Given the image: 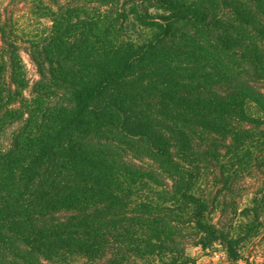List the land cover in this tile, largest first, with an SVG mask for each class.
Returning a JSON list of instances; mask_svg holds the SVG:
<instances>
[{
	"label": "trees",
	"instance_id": "obj_1",
	"mask_svg": "<svg viewBox=\"0 0 264 264\" xmlns=\"http://www.w3.org/2000/svg\"><path fill=\"white\" fill-rule=\"evenodd\" d=\"M55 5L0 9V264H264V0Z\"/></svg>",
	"mask_w": 264,
	"mask_h": 264
},
{
	"label": "rangeland",
	"instance_id": "obj_2",
	"mask_svg": "<svg viewBox=\"0 0 264 264\" xmlns=\"http://www.w3.org/2000/svg\"><path fill=\"white\" fill-rule=\"evenodd\" d=\"M64 0H0V9H13V19L18 24V29L31 38H39L45 35L50 26V18L48 16L49 6L55 7L56 3ZM27 63V70L31 77L36 78L37 72L34 64L30 61L29 56L23 52ZM264 88V86H263ZM8 142V134H5L2 144ZM187 253L193 260L188 264H228L226 251L221 245L214 248L202 249L201 246H192L187 249Z\"/></svg>",
	"mask_w": 264,
	"mask_h": 264
}]
</instances>
